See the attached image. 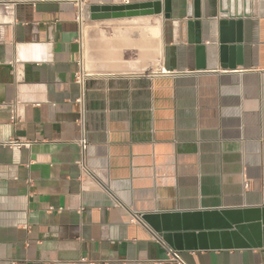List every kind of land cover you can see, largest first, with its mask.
<instances>
[{
	"label": "crops",
	"instance_id": "0c3cea01",
	"mask_svg": "<svg viewBox=\"0 0 264 264\" xmlns=\"http://www.w3.org/2000/svg\"><path fill=\"white\" fill-rule=\"evenodd\" d=\"M250 2L243 65L216 53L197 69L183 6L171 20L79 22L72 0H0V264H177L167 228L204 211L257 209L264 229V0ZM221 6L230 0H201L204 44L217 46ZM262 240L176 252L184 264H264Z\"/></svg>",
	"mask_w": 264,
	"mask_h": 264
},
{
	"label": "water",
	"instance_id": "95a60500",
	"mask_svg": "<svg viewBox=\"0 0 264 264\" xmlns=\"http://www.w3.org/2000/svg\"><path fill=\"white\" fill-rule=\"evenodd\" d=\"M221 1L223 4L226 2V0ZM232 1L237 4L239 0H230L229 9L228 6L220 8V11L226 15L219 23L217 46L210 42L204 44L201 31L193 33V28L200 25L198 19L201 18L199 11L201 0H154L118 5L92 4L85 18L86 20H102L160 14L163 19L171 20L173 5H176L179 10L183 6L184 16L195 20L185 21L178 18L177 22L182 32L186 31L187 43L195 46L197 69H204L207 58L214 57L216 53L221 64L233 69L243 65L244 62L245 22L243 19L251 16V2L248 0V11L239 12L235 8L232 9ZM187 218L177 223L173 229L167 228L174 232L171 244L175 250L215 247L255 248L263 245L264 229L260 221V210L204 211L196 215H188ZM163 229H165L164 225Z\"/></svg>",
	"mask_w": 264,
	"mask_h": 264
},
{
	"label": "built area",
	"instance_id": "2783aa9c",
	"mask_svg": "<svg viewBox=\"0 0 264 264\" xmlns=\"http://www.w3.org/2000/svg\"><path fill=\"white\" fill-rule=\"evenodd\" d=\"M72 2L77 6L78 8V16L77 20L79 22H82L85 19V15L88 11V8L90 6L88 0H72ZM85 78L86 74L85 72L80 69L75 73L74 79L75 82L79 85V97L77 98V102L80 104V115L77 120V123L79 125V136L77 138V144L79 145V148L82 153V159L80 161V165L84 170H87L86 162H85V152L88 147V139H87V129H86V119H85ZM12 116H11V121L14 122L15 120V111L14 109H11ZM7 144L10 146H15V147H23V146H29L30 142L29 141H19V140H8ZM245 186H248V183H244ZM133 222H138L141 221V216L140 215H134L133 218L131 219ZM167 259L170 260L171 262H175L177 264H184L182 259L179 257L177 254L176 250L171 247H168L167 250Z\"/></svg>",
	"mask_w": 264,
	"mask_h": 264
},
{
	"label": "bare ground",
	"instance_id": "6f19581e",
	"mask_svg": "<svg viewBox=\"0 0 264 264\" xmlns=\"http://www.w3.org/2000/svg\"><path fill=\"white\" fill-rule=\"evenodd\" d=\"M256 2H257V0H255V4H256ZM248 5H249L248 0H239L237 2V11H239V10L248 11L249 10V6Z\"/></svg>",
	"mask_w": 264,
	"mask_h": 264
},
{
	"label": "rangeland",
	"instance_id": "374dc122",
	"mask_svg": "<svg viewBox=\"0 0 264 264\" xmlns=\"http://www.w3.org/2000/svg\"><path fill=\"white\" fill-rule=\"evenodd\" d=\"M161 18H162V16H161Z\"/></svg>",
	"mask_w": 264,
	"mask_h": 264
}]
</instances>
